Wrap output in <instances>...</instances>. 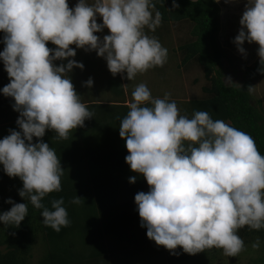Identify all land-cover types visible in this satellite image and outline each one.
I'll list each match as a JSON object with an SVG mask.
<instances>
[{
	"label": "clouds",
	"instance_id": "9594fccd",
	"mask_svg": "<svg viewBox=\"0 0 264 264\" xmlns=\"http://www.w3.org/2000/svg\"><path fill=\"white\" fill-rule=\"evenodd\" d=\"M179 7L172 0L168 10ZM98 15L102 23H97ZM161 22L154 0H78L74 8L68 0H0L5 45L0 60L10 78L0 92L14 98L20 129H9L0 139V164L9 177L23 181L19 195L42 209L43 223L55 231L70 224L64 199H53V210L42 200L62 190L64 168L42 138L51 129L57 138L67 139L70 131L94 117L69 75L74 68L84 69L74 59L76 49L95 50L113 76L133 80L167 62L168 49L145 32H155ZM239 24L233 43L246 56L245 41L256 42L264 74V0H248ZM105 27L110 34L101 39L95 33ZM49 41L58 47L46 46ZM57 60L67 62L57 65ZM226 80L233 82L231 77ZM83 83L91 88L94 80ZM170 95L153 97L145 83L138 84L120 121L119 135L129 153L125 161L150 186L135 195L140 225L172 255H180V246L193 255L216 247L228 257L238 256L245 250L238 230L264 228V155L249 134L213 120L207 111H196L192 118L180 115ZM136 180L129 177L130 183ZM80 202L78 195L72 200ZM5 203L12 207L0 213V222L18 228L28 216L27 203L11 197ZM252 247L259 249V238Z\"/></svg>",
	"mask_w": 264,
	"mask_h": 264
},
{
	"label": "trees",
	"instance_id": "16d2710c",
	"mask_svg": "<svg viewBox=\"0 0 264 264\" xmlns=\"http://www.w3.org/2000/svg\"><path fill=\"white\" fill-rule=\"evenodd\" d=\"M154 3L156 10L162 13V23L191 24V39L178 48L181 64L196 58L209 82L202 87V96L187 102L176 101L180 115L192 118L196 111H207L213 120H223L249 134L264 155V109L259 100L253 101L247 90L254 80L264 78L259 71L260 60L247 67L241 85L225 84L221 70L224 52L219 41L221 9L217 0H177L180 7L173 11L168 10L172 8V0H154ZM3 37L0 31V43ZM112 85L115 94L112 101L86 99L89 102L84 103L94 117L70 131L67 139L57 138L58 134L51 129H47L42 138L55 150L64 168L62 190L47 194L42 203L53 210L51 201L63 197L69 226L61 227L59 232L46 226L42 209L35 208L19 195L23 181L9 177L0 164V213L12 207L5 203L9 197L16 203L28 205V216L18 228L5 227L0 222V264H108L110 256L149 248V243L150 248L157 245L147 237V228L141 227L135 203V195L140 191L148 192L150 186L126 163L129 153L125 139L119 135L120 121L130 110L125 102L124 87L118 82ZM80 99L86 101L83 97ZM2 102L0 98V128L5 129L4 137L10 134L9 129H20L13 102L6 107ZM37 139L34 137L33 142ZM130 176H137L135 183L129 182ZM112 188L114 198H109ZM77 195L81 202L72 203ZM239 230L250 232L251 236L259 235L264 250V228L255 230L245 226ZM176 251L180 255H172L167 249L166 262L184 264L190 254L184 253L180 246ZM35 252L38 253L36 262L33 261Z\"/></svg>",
	"mask_w": 264,
	"mask_h": 264
},
{
	"label": "rangeland",
	"instance_id": "374dc122",
	"mask_svg": "<svg viewBox=\"0 0 264 264\" xmlns=\"http://www.w3.org/2000/svg\"><path fill=\"white\" fill-rule=\"evenodd\" d=\"M90 4L94 0H87ZM220 5V31L219 41L223 47L224 57L222 59L221 70L223 72V81L225 84L241 85L246 76L248 66H252L256 60H260L257 49L259 45L256 42L248 43L245 41L244 47L246 49V56L241 54L236 45L233 43L234 37L238 34L239 20L245 10V5L248 0H219ZM153 11V16L155 15ZM97 23H102V17L97 16ZM145 32L150 36H155L163 47L168 49V59L163 67H153L144 73H138L135 79H123L120 74L113 76L107 69L98 68L95 73H88L86 66L84 69L74 68L69 73L73 84L77 88L78 95L85 100L91 99L94 101H112L114 93L108 89L106 85V77L116 79L123 87L125 92V85L127 92H125V102H131L132 92L140 83H145L151 91L153 97L164 98L165 93H171L169 99L180 102H187L195 97L203 95L202 87L208 85L209 82L204 76V71L197 59H192L185 64H181L182 56L179 51L180 45L191 39V24L185 22H168L162 23L157 27L155 32H151L145 28ZM101 39L104 35L110 34V30L106 27L103 32L95 33ZM5 45L0 43V51H3ZM70 47L75 48V45ZM77 56L80 57V50L77 49ZM76 50V51H77ZM88 55V59L101 62V66L106 68L107 62L104 58L97 56L95 50L81 52ZM81 57V58H82ZM65 63V61H63ZM81 62V61H80ZM58 65L57 61L54 62ZM90 72V71H89ZM126 76V73L124 74ZM94 77V84L91 88L84 85L89 77ZM226 77H231L233 82L227 81ZM10 78L4 69L3 61L0 60V85L8 84ZM253 91L251 92L253 101H260L264 109V78L254 80L252 83ZM96 94V95H94ZM0 98L3 100L2 105L6 107L12 97H5L0 92ZM83 101V100H81ZM87 101V100H86ZM177 101V102H178ZM176 102V104H177ZM151 106V105H149ZM178 107V104H177ZM9 109V108H7ZM16 114L19 113L16 112ZM3 128H0V139H3ZM8 191L10 189L8 188ZM238 235L243 239L245 250L241 251L238 256L228 257L224 254L222 248H210L197 254H190L189 259L184 264H264V250L260 241L259 249L252 247L253 243L257 241L259 235H252L250 232H243L238 230ZM251 236V239H250ZM151 243L146 248H137V250H127L125 253L126 259L119 264H169L166 262L164 254L167 249L162 245L151 247ZM153 248V250H151ZM38 253H34L33 261L36 262Z\"/></svg>",
	"mask_w": 264,
	"mask_h": 264
},
{
	"label": "crops",
	"instance_id": "0c3cea01",
	"mask_svg": "<svg viewBox=\"0 0 264 264\" xmlns=\"http://www.w3.org/2000/svg\"><path fill=\"white\" fill-rule=\"evenodd\" d=\"M68 3H69V7L70 8H74V6L78 3V0H68ZM87 3H89V1H87ZM90 4V3H89ZM3 44V43H2ZM46 46H48V47H50V48H56V47H58V46H53V45H51L50 44V42H47V45ZM77 50V49H76ZM84 49H81L80 50V57L79 56H75L74 57V59L75 60H77V61H81L85 66H86V69H87V71H88V73H95L96 71H97V69L98 68H102V69H107L108 71H109V69H108V67H107V64H105L106 65V68H104L103 66H101V62H98V61H93V60H90V59H88V55H85V54H83V56H84V58L81 56V52L83 51ZM77 52H78V50H77ZM82 57V58H81ZM67 61H65V63H66ZM57 63H58V65L59 64H61V63H64L63 61H60V60H57ZM90 71V72H89ZM92 78H94L93 76H92ZM107 81V83H106V85L108 86V89L110 90V91H112V94L114 93L113 92V85H112V83H114V84H116V82H118V81H116V79H112V78H109L108 76L106 77V80H105V82ZM73 82V81H72ZM119 83V82H118ZM5 86V84H2V85H0V89H2L3 87ZM74 87L76 88V86H75V84H74ZM115 87H116V85H115ZM77 89V88H76ZM94 95H96V94H94ZM7 98V97H6ZM10 101H12L13 103H14V98H11V99H9ZM10 101L8 102L7 101V103L8 104H10ZM178 101V100H177ZM81 102H86V103H88L89 102V100L88 101H81ZM176 102V101H175ZM179 102V101H178ZM129 102L127 101L126 102V104H128ZM180 112V111H179ZM110 191H111V194L109 195V198L110 197H113L114 198V189L112 188V189H110ZM116 193V192H115ZM117 194V193H116ZM96 195V194H95ZM146 247V246H145ZM125 253H126V251H123V252H121V253H119V254H117V255H115L114 257H108V264L109 263H111V264H119L122 260H125L126 259V256H125ZM100 264H101V262H100Z\"/></svg>",
	"mask_w": 264,
	"mask_h": 264
}]
</instances>
